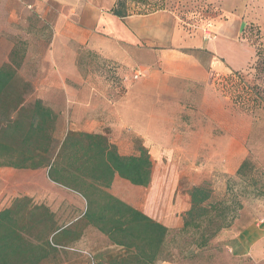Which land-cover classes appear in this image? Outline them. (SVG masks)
Listing matches in <instances>:
<instances>
[{
	"label": "rangeland",
	"instance_id": "374dc122",
	"mask_svg": "<svg viewBox=\"0 0 264 264\" xmlns=\"http://www.w3.org/2000/svg\"><path fill=\"white\" fill-rule=\"evenodd\" d=\"M157 1L160 0L131 3V12L151 14L161 11L170 14L183 35V43L187 44L180 51L199 59L208 73L209 64L217 71L239 70L243 83L225 80L230 73L219 76L215 73L213 78H220V87L214 86L217 95H208L205 107L198 105L199 95H193L194 104L182 103L180 113H175L172 107L166 112L162 110L164 105L157 106L153 115L159 119V126L152 135L143 139L153 164L152 181L148 187L129 193V197L138 210L170 229L165 248L166 260L158 264H264V197L240 198L242 208L237 212L233 225L215 236L206 249L198 250L190 235L178 233L189 208L188 192L194 183L207 184L212 191V200H220L226 193L228 172H234L239 163L247 160L252 174L264 184V110L244 108V105L233 103L230 96L232 88L241 92L244 83L258 85L264 92V73L260 72V66L255 67L253 55L254 47L260 46L263 40L256 43L252 41L254 36L250 39L247 33L243 34L248 24L260 28L264 34V0H162L161 9H158ZM29 4L28 0H0V64L7 60L14 45L25 47V63L19 73L33 85V92L28 97L32 101L37 98L40 56L51 39L50 23L54 12L52 4L48 3L49 10L43 21L33 8L27 7ZM235 23L241 26L238 34L234 32ZM78 65L84 74L83 83L78 85L69 81V84L76 88L110 90L112 100L125 95L129 87L126 77L132 75L131 71L119 73L116 66L108 68L100 57L85 51L80 52ZM236 85L237 88L234 87ZM70 116L64 115L67 127ZM133 117V113L108 114L102 120L106 126L101 129L110 141L118 139L117 146L121 152H128L126 141L132 140L130 136L134 133L127 127L114 132L108 125H121L122 122L133 125ZM163 122H167V127ZM65 130V127L59 129L57 140L62 138ZM199 134L206 140L201 146L191 137L196 138ZM199 149H203L204 154L196 155L194 159L193 155ZM39 170L40 175L26 176L27 172L0 168V210L15 198L24 196L27 190L23 188L25 183L30 184L31 193L40 189L51 199L65 197L62 195L65 191H60L47 180L46 170ZM242 188L233 185L236 193H240ZM56 212L60 221L71 220L78 213L77 210L60 208ZM232 245L237 247L236 250H230ZM116 250L105 236L88 227L72 248L66 249L55 261L45 264H93L92 258L96 254Z\"/></svg>",
	"mask_w": 264,
	"mask_h": 264
},
{
	"label": "trees",
	"instance_id": "16d2710c",
	"mask_svg": "<svg viewBox=\"0 0 264 264\" xmlns=\"http://www.w3.org/2000/svg\"><path fill=\"white\" fill-rule=\"evenodd\" d=\"M137 1L144 0H115L109 12L124 19L133 14L130 4ZM155 3L161 6L162 0ZM245 33L250 39L254 36L253 42L263 40L259 44L261 48L254 47L253 55L255 67L260 66V72L264 73V34L251 24ZM25 57V47L14 45L7 60L0 64V168L45 169L49 182L79 195L85 201V208L77 213L76 220L60 221L56 212L35 203L31 197L15 198L0 210V264L55 261L81 240L88 227L117 248L116 252L96 254L93 264L165 261L170 229L108 191L115 175L134 186L150 185L153 164L143 141L135 138L134 153L121 155L117 146L102 133L67 130L57 140L60 114L40 98L28 100L33 85L19 73ZM224 79L243 83L239 70L231 71ZM219 80L214 82L217 89ZM232 89L228 91L233 103L264 110V92L258 85L244 83L241 92ZM252 173L248 161L244 160L234 178L226 176L225 196L217 201L212 200L210 186L193 185L188 192L189 208L178 233L190 235L198 250L206 249L215 236L233 225L242 208L240 198L264 197V184ZM233 185L242 186V191L236 193Z\"/></svg>",
	"mask_w": 264,
	"mask_h": 264
},
{
	"label": "crops",
	"instance_id": "0c3cea01",
	"mask_svg": "<svg viewBox=\"0 0 264 264\" xmlns=\"http://www.w3.org/2000/svg\"><path fill=\"white\" fill-rule=\"evenodd\" d=\"M28 1L30 4L27 7L33 8L43 21L49 10L48 3L52 4L51 9L54 12L53 22L50 23L51 39L46 51L40 56L38 77L40 85L37 98L45 101L60 114L59 128L65 127V132L72 130L105 134L101 129L106 126V122L102 121L105 116L133 113V125L128 123L124 125V122L121 125H108L114 129V132L127 127L134 133L130 136L132 140L126 141L128 152L120 151V147L117 146L118 139L110 141L114 142L121 155L133 154V140L147 139L159 126V119H155L153 115L157 106L164 105L162 110L166 112L172 107L175 113H180L183 110L182 103L194 104L193 95H199L201 100H198V105L205 107L208 103V95H217L214 89L216 80L213 78L214 74L218 73L219 76L236 71V69L217 71L213 69L212 64H209L208 73L199 59L180 51L187 44L183 43V35L179 32L175 20L166 12L132 14L119 19L109 12L115 0ZM240 28L237 23L234 24V32L237 34ZM199 47L201 49L202 44ZM81 51L100 57L108 68L116 66L119 73L125 70L132 72L130 77L125 76L129 87L124 96L112 100L110 90L98 91L81 86L76 88L68 83L69 81L78 85L83 83L81 81L84 74L81 73L78 65ZM135 72L141 74L136 80L133 79ZM59 98L61 100L57 101ZM64 115H71L68 127L64 124L65 119L67 120ZM125 137L128 138L129 134L126 133ZM191 137L199 146L206 143L205 138L200 134L196 138ZM202 153L204 154V150L199 149L198 153H194L193 158ZM241 163L234 168V172H228V176L234 175ZM11 170L16 171L12 168ZM19 171L27 172L26 176L40 175L39 169ZM30 187V184L23 185V188H27L24 196L33 197L35 203L44 204L54 212L58 208L78 212L85 208V201L79 195L59 186L57 187L61 189L60 191H65V194L61 192L65 197L58 200L49 198L44 190L39 189L31 193ZM138 188L141 187L134 186L115 175L108 191L136 208L129 193ZM1 192L0 184V195ZM74 220L76 217H72L70 221ZM230 248L232 251L237 247L232 245Z\"/></svg>",
	"mask_w": 264,
	"mask_h": 264
},
{
	"label": "built area",
	"instance_id": "2783aa9c",
	"mask_svg": "<svg viewBox=\"0 0 264 264\" xmlns=\"http://www.w3.org/2000/svg\"><path fill=\"white\" fill-rule=\"evenodd\" d=\"M140 76H141V74H140L139 72H135V73L133 74V79L136 80V79H138Z\"/></svg>",
	"mask_w": 264,
	"mask_h": 264
}]
</instances>
